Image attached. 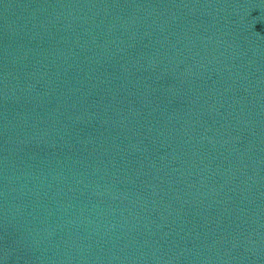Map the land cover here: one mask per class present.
<instances>
[{
    "label": "water",
    "instance_id": "water-1",
    "mask_svg": "<svg viewBox=\"0 0 264 264\" xmlns=\"http://www.w3.org/2000/svg\"><path fill=\"white\" fill-rule=\"evenodd\" d=\"M0 264H264V0H0Z\"/></svg>",
    "mask_w": 264,
    "mask_h": 264
}]
</instances>
